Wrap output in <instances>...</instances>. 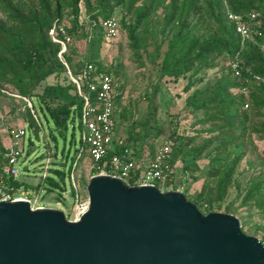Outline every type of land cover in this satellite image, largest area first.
Masks as SVG:
<instances>
[{
  "label": "trees",
  "instance_id": "16d2710c",
  "mask_svg": "<svg viewBox=\"0 0 264 264\" xmlns=\"http://www.w3.org/2000/svg\"><path fill=\"white\" fill-rule=\"evenodd\" d=\"M119 6L124 8L128 17L127 22L121 19V25L135 51L144 46L141 34L159 37V41L154 43L156 52L164 45L156 66L158 79L152 85L150 95H144L149 104L157 96L159 83L165 77L172 80L184 77L183 90L191 89L184 105L197 113L195 122L201 125V129L182 139L193 159L202 155L210 157L203 174L213 178L214 182L203 183L192 196L186 195V188L183 193L199 211L205 206L207 213L213 203L222 201L227 195L241 158V154L228 155L227 149L232 145L242 146L247 134L258 135L264 140V84L255 80V76L264 78V0H0V96L9 92L14 97L25 99V123L36 135L41 125L33 98L47 125L51 122L54 129L63 133L69 123L73 128L76 119L81 130L83 98L70 75L78 76L87 63L95 66V72L111 73L114 77L118 75L115 67L101 64L99 54L101 43L108 41L101 21L111 17ZM159 7H162L160 13ZM226 10L252 24V39L240 38L234 21L226 16ZM64 16L70 17L67 23L63 22ZM59 25L70 36L60 56L61 44L54 41L50 34L54 26L55 36L63 38ZM79 44L86 57L75 61ZM220 57L227 59L226 73L206 76L217 66ZM233 58L239 60V76H235L227 65L228 60ZM58 72L66 74V83H48L40 92L35 91L42 81ZM81 87L85 90V83ZM120 94L121 89L118 88L114 97L115 112L124 117V111H118L116 107ZM244 103L248 104L247 108H244ZM202 131L210 134L209 137L201 138L199 134ZM49 135L52 137L51 131ZM171 138L175 140L176 137ZM197 138L200 140L194 144L193 140ZM127 140L135 146L131 133ZM72 143L73 133L69 138V144ZM79 144L82 145L80 139L67 171L48 167L49 173L36 184H30L2 172L9 147L0 142V186L35 190L43 185L47 189L65 190L62 182L66 173L69 178L72 168L76 170L78 162L86 157L85 151L77 156ZM180 149H176V154L180 153ZM116 150L121 152L122 147H116ZM68 153L64 147L61 148L60 163L67 160ZM135 153L139 154L136 148ZM174 159L172 150L170 168ZM90 161L94 173L100 162ZM215 162L221 163L216 166ZM196 168L195 162L184 165V171L189 170L193 180L201 175V172L192 174ZM53 175L60 181L55 180ZM169 175L173 182V171ZM69 184L74 196L75 189L70 181ZM238 198L240 206L264 211V173L259 172L248 179ZM225 211H229L228 205Z\"/></svg>",
  "mask_w": 264,
  "mask_h": 264
},
{
  "label": "rangeland",
  "instance_id": "374dc122",
  "mask_svg": "<svg viewBox=\"0 0 264 264\" xmlns=\"http://www.w3.org/2000/svg\"><path fill=\"white\" fill-rule=\"evenodd\" d=\"M161 11L162 7H159L158 12ZM125 15L124 8L119 6L115 9L112 16L115 17L119 30L112 39L101 43L99 54L101 64L117 69L118 75H115V79L121 89L116 107L118 111H124V117L118 116V112H115L117 119L113 138L115 141L121 138L127 146H131V141L127 140L128 134L131 133L135 139L133 140L135 148L139 152L138 158L145 160L163 141L171 136L176 137L175 140L171 138V151L173 150L175 155L172 167L174 181L171 189L183 192L186 188V195L192 196L203 183H213L214 179L203 174L210 157L202 155L193 159L190 149L183 143L184 136H192L196 130L201 129V125L195 122L197 113L184 105V99L191 89L183 90L186 82L184 77H179L177 80L165 77L159 83L157 96L149 104L144 95H150L149 91L158 79L156 66L160 61L164 45L156 52L154 43L159 41V37L154 38L141 34L140 40L143 41L144 46L135 51L130 46L126 32L121 25L122 18L127 22L128 17ZM0 16H2L1 12ZM69 20V16H64V23ZM78 46V56H75V61L78 58L86 57L81 44ZM226 61L227 59L220 57L217 66L209 70L206 76L214 77L226 73ZM67 80L66 74L58 72L42 81L35 91L40 92L45 84L66 83ZM24 100L12 96L9 92L0 96V142L8 147L11 143V133L17 128L25 129V135L21 142H18L21 147V157L16 163L18 172L16 177L27 183L36 184L43 175L49 173L48 167L68 170L74 157V148L79 143L80 130L76 119L73 128L69 123L63 133L54 129L51 122L47 125L38 109L36 99L33 98V106L40 117L39 119L37 116V119L41 125L37 135L34 134L25 123ZM26 103L29 106V103ZM147 119V123L144 124ZM49 131L52 132V137L49 135ZM71 133H73L74 143L69 144ZM199 135L201 138H207L210 134L202 131ZM199 140L197 138L193 140V143L197 144ZM62 147L65 152L68 150L69 153L67 160L60 163ZM178 147H181L180 153L176 154ZM227 154L230 156L241 154V158L236 166L227 195L222 201L213 203L211 211L226 212L225 207L228 205L227 213L234 215L239 220L242 232L256 237L264 245V211L240 206V198H238V194L242 192L248 179L255 177L259 172L264 173V140L258 135L247 134L243 145L230 146L227 149ZM191 162H195L197 166L195 170H192V174L198 175L201 172L197 180L192 179L189 170L184 171V165ZM220 163L215 162L214 165L217 166ZM92 167V162L86 156L78 162V168L73 172V181L82 197L86 196V183L95 174ZM53 178L60 181L56 175H53ZM62 184L65 187L63 191L58 188L47 189L43 185L35 190H25L24 188H20V190L24 192V196L30 199L33 208L60 209L67 218L72 219L76 200L71 195L67 173ZM18 194L17 192L16 195ZM200 212H206L205 206Z\"/></svg>",
  "mask_w": 264,
  "mask_h": 264
},
{
  "label": "water",
  "instance_id": "95a60500",
  "mask_svg": "<svg viewBox=\"0 0 264 264\" xmlns=\"http://www.w3.org/2000/svg\"><path fill=\"white\" fill-rule=\"evenodd\" d=\"M69 219L0 199V264H264V245L226 212H200L180 190L92 175Z\"/></svg>",
  "mask_w": 264,
  "mask_h": 264
},
{
  "label": "built area",
  "instance_id": "2783aa9c",
  "mask_svg": "<svg viewBox=\"0 0 264 264\" xmlns=\"http://www.w3.org/2000/svg\"><path fill=\"white\" fill-rule=\"evenodd\" d=\"M226 16L234 21L235 30L242 40L252 39V24L248 20H244L226 10ZM101 26L107 40L112 39L117 33V21L111 16L101 21ZM63 38L55 36L54 26L50 29V34L54 41L61 44L58 52L60 56L65 50L66 43L70 41V36L66 34L62 25L58 26ZM258 34H260L258 32ZM227 65L235 76L240 75L239 60L237 58L229 59ZM95 66L87 63L85 68L74 77L70 75V79L75 83L78 93L83 98L81 108V123L79 151L86 152V156L93 161H99V167L95 174H104L108 176L118 177L128 185H153L160 191L169 190L172 187V178L169 173L172 168L169 167V159L171 156V140L167 139L159 144L153 151L151 156L145 160L138 158L135 153V146H127L121 138L116 141L113 136L115 133L116 113L114 97L116 90L119 88L115 77L111 73L95 72ZM70 74V73H69ZM257 82L264 84V78L255 76ZM85 83V90L81 84ZM29 103V102H28ZM244 108L248 107L244 103ZM25 135L24 128H17L11 133V143L9 153L6 155L7 162L2 167V172L6 175L17 176L16 163L21 157V147L18 142ZM116 147L121 148L118 152ZM75 162L73 163L74 167ZM73 168L69 173V181L75 189L76 200L74 216L72 219H78L84 213L88 206L87 193L86 196L78 192L73 181ZM7 186H0V199H30L24 196V192L20 188L9 189ZM10 190V191H9ZM19 193L16 195V193Z\"/></svg>",
  "mask_w": 264,
  "mask_h": 264
}]
</instances>
